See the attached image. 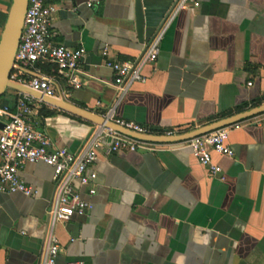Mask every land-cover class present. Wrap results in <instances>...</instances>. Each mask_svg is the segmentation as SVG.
<instances>
[{
	"label": "crops",
	"instance_id": "obj_1",
	"mask_svg": "<svg viewBox=\"0 0 264 264\" xmlns=\"http://www.w3.org/2000/svg\"><path fill=\"white\" fill-rule=\"evenodd\" d=\"M11 1L0 0V36ZM177 1L48 0L51 41L86 49L80 85L59 78L58 96L164 135L263 104L264 0H196L198 6L173 15ZM159 35L158 57L142 69L146 81L120 96L102 50L133 60ZM4 96L0 106L14 109L16 91ZM42 102L36 103L35 122L58 147L77 153L101 130L45 102L54 112L43 114ZM228 129L234 155L213 153L219 172L183 141L101 150L94 164L96 192L81 188L92 207L52 228L53 169L26 163L20 177L38 193H0V264H44L50 231L60 244L55 264H264V112Z\"/></svg>",
	"mask_w": 264,
	"mask_h": 264
},
{
	"label": "built area",
	"instance_id": "obj_2",
	"mask_svg": "<svg viewBox=\"0 0 264 264\" xmlns=\"http://www.w3.org/2000/svg\"><path fill=\"white\" fill-rule=\"evenodd\" d=\"M48 0H28L24 25L10 79L27 85L45 95L58 96V79L77 87L80 85L84 47L70 48L56 45L50 38V21L53 8ZM91 5V3H89ZM196 0H178L174 11L198 6ZM160 35L150 44L139 58L120 60L110 58L107 47L102 50L105 65L115 73V85L122 96L135 82H145L143 66L154 62L159 54ZM251 84V83H249ZM61 96V95H60ZM37 101L32 95L16 91L14 109L0 106V116L4 128L0 129V193L20 191L35 196L38 190L28 185L20 177V170L26 163L43 162L53 169L52 180L57 184L54 200L48 210L50 228L58 222H67L74 214H84L92 204L81 196L85 187L89 194L96 192L94 180L97 172L94 164L99 152L106 154L120 150L145 148L152 142L142 141L112 129L101 126L92 136L86 147L75 153L65 147L56 146L51 138L37 127L34 115ZM119 125L139 133H152L151 130L135 121L106 115ZM168 130L165 135H173ZM228 126L205 133L183 143L189 147L198 160L211 171L219 172L221 167L213 163V153L233 156L234 150L228 144ZM60 250L59 240L50 231L44 256V264H55ZM72 264H82L75 262Z\"/></svg>",
	"mask_w": 264,
	"mask_h": 264
},
{
	"label": "water",
	"instance_id": "obj_3",
	"mask_svg": "<svg viewBox=\"0 0 264 264\" xmlns=\"http://www.w3.org/2000/svg\"><path fill=\"white\" fill-rule=\"evenodd\" d=\"M27 5L28 0L11 1L7 18L0 36V98L3 97L9 90L20 91L32 95L49 105L55 106L59 109H63L78 117L94 122L100 126L112 129L138 140L157 143L185 141L190 138L212 132L219 128L235 124L244 118H248L258 113L264 112L263 103L246 111L213 121L202 127L180 134L164 135L154 133H139L117 124L107 116L99 114L85 107L76 105L62 96H48L27 85L15 83L10 79V74L13 69L16 51L20 42ZM137 20L139 35L141 36L143 33V15L139 2L137 5ZM3 128L4 123L0 121V129Z\"/></svg>",
	"mask_w": 264,
	"mask_h": 264
},
{
	"label": "trees",
	"instance_id": "obj_4",
	"mask_svg": "<svg viewBox=\"0 0 264 264\" xmlns=\"http://www.w3.org/2000/svg\"><path fill=\"white\" fill-rule=\"evenodd\" d=\"M15 101H16V98L14 100V103H15ZM40 110H41V113H43V114H53V112H54V111L47 110V105L44 102H42V106H41ZM37 127H40V126L37 125Z\"/></svg>",
	"mask_w": 264,
	"mask_h": 264
},
{
	"label": "rangeland",
	"instance_id": "obj_5",
	"mask_svg": "<svg viewBox=\"0 0 264 264\" xmlns=\"http://www.w3.org/2000/svg\"><path fill=\"white\" fill-rule=\"evenodd\" d=\"M10 92L13 93V91H10ZM10 92H9V93H10ZM4 97H5V96L1 97V99H4ZM0 118H1V117H0Z\"/></svg>",
	"mask_w": 264,
	"mask_h": 264
}]
</instances>
